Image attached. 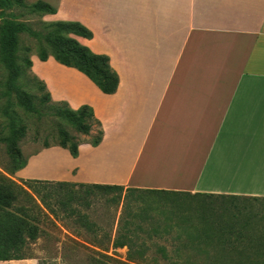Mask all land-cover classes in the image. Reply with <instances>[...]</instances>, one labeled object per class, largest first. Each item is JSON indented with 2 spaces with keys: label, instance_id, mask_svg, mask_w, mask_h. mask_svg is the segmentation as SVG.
<instances>
[{
  "label": "crops",
  "instance_id": "1",
  "mask_svg": "<svg viewBox=\"0 0 264 264\" xmlns=\"http://www.w3.org/2000/svg\"><path fill=\"white\" fill-rule=\"evenodd\" d=\"M78 2L83 17H51L93 32L78 39L110 57L118 89L62 64L44 78L54 100L94 109L103 139L77 157L44 148L16 178L264 197V0Z\"/></svg>",
  "mask_w": 264,
  "mask_h": 264
},
{
  "label": "rangeland",
  "instance_id": "2",
  "mask_svg": "<svg viewBox=\"0 0 264 264\" xmlns=\"http://www.w3.org/2000/svg\"><path fill=\"white\" fill-rule=\"evenodd\" d=\"M25 1L31 4L39 0ZM41 1L50 3L57 10L60 7L62 13L68 14L71 11L84 16L82 3L78 2L80 0ZM10 12L39 31H43V22L57 21L51 15H26V10L19 7ZM93 15L97 14H87L90 20H96ZM20 38L17 51L19 63L25 64L27 58L33 63L39 48L38 41L27 34H22ZM5 49V40L0 34V171L28 189L24 183L28 179L16 178V173L9 174L15 167L10 156L12 139H15L22 157L27 159L46 146H58L63 130L73 137V142L79 143L96 137L98 127L94 125L90 134L80 132L61 117L53 115L56 106L65 101H56L51 95V102H41V96L46 91L34 75L45 81L50 90V80L44 77L53 79L58 75L62 65L55 61L44 65V62L37 61L31 68L23 65L24 72L19 84L34 96L40 111L39 114L27 112L16 95L7 90L8 68L3 60ZM49 191L52 210L34 195L41 208V211L35 209L39 213L37 239L29 241L25 246L22 260H13L9 264H170L161 260V247L166 246L169 254L176 255L174 246L187 243L189 235L203 234L202 230L206 226L212 232L219 225H228V217L231 218L234 212L238 213V209L246 205L251 206L252 202L245 198L225 200L183 193L126 189L102 191L74 185L54 186ZM22 204L30 206L22 198L15 205ZM254 205V211L264 210V206ZM244 214L242 211L240 218L244 219ZM213 222L218 224H214V229ZM116 239L123 242L124 246H114ZM131 251L136 254L142 252L147 261L143 262L139 258L130 261L128 256ZM186 252L180 251L182 254Z\"/></svg>",
  "mask_w": 264,
  "mask_h": 264
},
{
  "label": "trees",
  "instance_id": "3",
  "mask_svg": "<svg viewBox=\"0 0 264 264\" xmlns=\"http://www.w3.org/2000/svg\"><path fill=\"white\" fill-rule=\"evenodd\" d=\"M16 7L25 9L26 15H38L41 17L56 14L58 10L50 3L41 0L31 4L25 0H0V34H2L6 44L3 60L8 68L6 87L8 92L16 95V98L27 112L31 114L40 113L34 102V96L25 91L19 84L20 77L24 72L23 65L31 68L33 64L29 58L26 59L25 64H20L18 61L17 51L22 34H27L38 41L37 56L41 61H47L50 57H53L58 63L75 68L86 75L103 93L113 94L117 91L120 79L118 73L111 66L110 57L93 52L90 47L82 44L78 39V37L86 39L93 37V32L87 26L76 20H57L43 22V31H39L31 27L27 21L20 20L18 15L10 12ZM34 77L42 84L41 88L46 91L41 96V102L45 104L51 102V92L48 90L46 82L35 75ZM53 115L61 117L78 131L85 134H90L92 127L96 125L98 127L97 135L88 143L92 146H98L101 143L103 125L96 117L91 106L82 105L74 109L67 102H62L56 106V111ZM60 136L62 139L58 146L68 149L72 156L77 157L81 142H73V137L65 130L61 131ZM10 142L12 144L10 156L15 162L14 169L9 173L12 175L27 165L28 158L24 159L22 157L21 151L16 147L15 139ZM24 183H26L28 189L22 187L14 179L0 171V261L22 260L25 246L29 241L37 239L39 229L36 223L39 222V213L35 209L41 211V208L40 204L36 202L34 195H37L45 207L52 210L49 190L54 186L74 185L91 187L102 191H122L125 189L123 186L118 185L83 184L37 179H28ZM126 190L181 193L164 190ZM183 194L216 197L225 200L245 198L252 200V202L251 206L246 205L243 209H238V213L235 214L234 212L231 218L228 217V225H219L212 232H209L210 230L206 226L202 230L203 234L189 235L187 243L174 246L177 251L176 255L169 254L166 246L161 247L163 250L161 260H165L170 264H264V210L254 211L252 209L255 208L253 207L255 206L254 204L264 206V197ZM21 198L22 201L27 202L30 206L28 207L24 204L16 206L15 204ZM228 202L232 203V201ZM242 211L245 212L243 215L245 216L244 219L239 216ZM214 224L218 225L213 222ZM113 245L124 246L123 242H119L117 239L114 240ZM183 250L188 252L185 254L180 253ZM143 257L142 252L136 254L134 251H131L128 256L130 261H135L139 258L141 261L146 262L147 260Z\"/></svg>",
  "mask_w": 264,
  "mask_h": 264
}]
</instances>
